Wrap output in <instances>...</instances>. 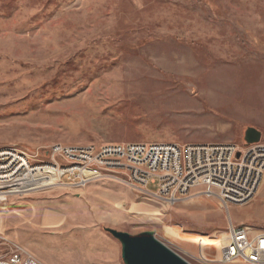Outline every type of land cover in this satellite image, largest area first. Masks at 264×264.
<instances>
[{
	"label": "rangeland",
	"instance_id": "374dc122",
	"mask_svg": "<svg viewBox=\"0 0 264 264\" xmlns=\"http://www.w3.org/2000/svg\"><path fill=\"white\" fill-rule=\"evenodd\" d=\"M249 128L264 144V0H0V151L22 169L69 167L60 148L242 145ZM27 178L9 183L0 224L21 196L69 195L64 209L111 210L121 231H151L189 264H221L234 209L262 211L246 225L264 229V175L249 203L228 208L197 190L170 204L106 180Z\"/></svg>",
	"mask_w": 264,
	"mask_h": 264
},
{
	"label": "built area",
	"instance_id": "2783aa9c",
	"mask_svg": "<svg viewBox=\"0 0 264 264\" xmlns=\"http://www.w3.org/2000/svg\"><path fill=\"white\" fill-rule=\"evenodd\" d=\"M2 152L9 155L0 157V164L9 168L4 174L7 178L0 179V192H8L5 194L8 197L12 194L9 183H22L20 173L27 169L12 173V166H20L16 163L20 157L8 150ZM57 153L70 162L65 169L59 165L51 167L59 176L58 182L66 174L69 178H85V185L79 186L106 180L170 204L197 190L206 197L217 198L226 208L243 206L253 199L264 175L262 142L251 145L134 143L105 146L96 153L92 148H60L54 150ZM149 182H156L155 193L145 190ZM224 236L219 263L264 264V229L229 224ZM0 264L42 263L22 246L0 235Z\"/></svg>",
	"mask_w": 264,
	"mask_h": 264
},
{
	"label": "crops",
	"instance_id": "0c3cea01",
	"mask_svg": "<svg viewBox=\"0 0 264 264\" xmlns=\"http://www.w3.org/2000/svg\"><path fill=\"white\" fill-rule=\"evenodd\" d=\"M124 189L127 192L126 187ZM33 196L24 195L13 201L0 224L1 236L22 246L42 264H58L57 259H61V264H70L62 259L74 256L89 264H118L120 244L105 231V228L122 230L111 223V210L105 213L73 211L63 208V203L67 202L64 198L69 195L58 199ZM6 201L7 197L0 196V202ZM234 210L235 216L229 223L232 225L247 226L262 219L263 212L259 210L257 213Z\"/></svg>",
	"mask_w": 264,
	"mask_h": 264
},
{
	"label": "water",
	"instance_id": "95a60500",
	"mask_svg": "<svg viewBox=\"0 0 264 264\" xmlns=\"http://www.w3.org/2000/svg\"><path fill=\"white\" fill-rule=\"evenodd\" d=\"M261 133L249 128L244 134V143H259ZM121 247L123 264H189L175 252L159 242L151 231L132 235L112 228H105Z\"/></svg>",
	"mask_w": 264,
	"mask_h": 264
},
{
	"label": "bare ground",
	"instance_id": "6f19581e",
	"mask_svg": "<svg viewBox=\"0 0 264 264\" xmlns=\"http://www.w3.org/2000/svg\"><path fill=\"white\" fill-rule=\"evenodd\" d=\"M9 155L8 152L6 153H0V157H3V156H7ZM21 163L22 165L18 166L17 168H15V170H12V173H18L20 171V169H22L23 167H26L28 169V165L25 163V161L22 159L21 160ZM13 167V166H12ZM9 167H4L2 164H0V179H5L7 178V176H4V174L7 173L6 169H8ZM33 171H38V172H44V171H52L53 175H55V181L53 182H48V184L44 185L43 187H46V186H55L57 185L58 186V174L56 175V171H54L53 169H51V167H41L37 170H26L22 173H20V176H22L21 178H23V182H26V180L28 179L27 177H29V174ZM92 175V174H90ZM26 179V180H25ZM81 182H79V185H85V179H80ZM40 188V187H39ZM38 187L35 188V189H39ZM42 188V187H41ZM35 189H32V190H35ZM28 191H31L28 189Z\"/></svg>",
	"mask_w": 264,
	"mask_h": 264
}]
</instances>
